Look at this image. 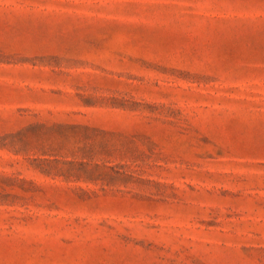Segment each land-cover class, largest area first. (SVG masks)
I'll return each mask as SVG.
<instances>
[{
  "label": "rangeland",
  "instance_id": "rangeland-1",
  "mask_svg": "<svg viewBox=\"0 0 264 264\" xmlns=\"http://www.w3.org/2000/svg\"><path fill=\"white\" fill-rule=\"evenodd\" d=\"M0 264H264V0H0Z\"/></svg>",
  "mask_w": 264,
  "mask_h": 264
}]
</instances>
